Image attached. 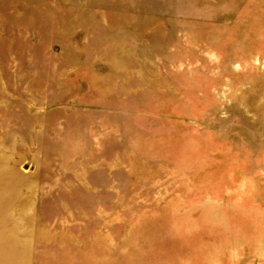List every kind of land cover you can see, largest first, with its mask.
Instances as JSON below:
<instances>
[{
  "label": "rangeland",
  "instance_id": "374dc122",
  "mask_svg": "<svg viewBox=\"0 0 264 264\" xmlns=\"http://www.w3.org/2000/svg\"><path fill=\"white\" fill-rule=\"evenodd\" d=\"M0 264H264V0H0Z\"/></svg>",
  "mask_w": 264,
  "mask_h": 264
},
{
  "label": "bare ground",
  "instance_id": "6f19581e",
  "mask_svg": "<svg viewBox=\"0 0 264 264\" xmlns=\"http://www.w3.org/2000/svg\"><path fill=\"white\" fill-rule=\"evenodd\" d=\"M131 57V56H130Z\"/></svg>",
  "mask_w": 264,
  "mask_h": 264
}]
</instances>
